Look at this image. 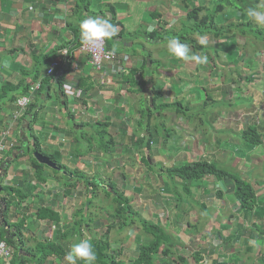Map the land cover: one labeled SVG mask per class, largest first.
Instances as JSON below:
<instances>
[{
  "label": "trees",
  "instance_id": "16d2710c",
  "mask_svg": "<svg viewBox=\"0 0 264 264\" xmlns=\"http://www.w3.org/2000/svg\"><path fill=\"white\" fill-rule=\"evenodd\" d=\"M171 1L179 2L181 5L180 8L185 13V16H182L184 18L181 17L180 20L182 23L183 31L182 34L177 37L180 39L181 43H186L189 46L192 45L193 54L207 55V57H209V52H204L203 48L210 47V42L205 41L204 43H201V37L206 38L211 35L214 37V39H220L219 41L221 45L220 43L216 45V47L220 50H215L217 58L220 61H222L223 59L225 63L231 64L233 67L234 64L237 63L235 65V68L239 70V73L237 72V75L242 76V74H250V78L248 79V81L254 82L255 78L252 77V66L254 65V60L247 59L246 62L248 64H251L250 68H248L249 66L247 67L245 65H242V63L238 59L244 57V55H240V53L245 54L244 52H248V50H250L251 48L253 49L254 53L259 48H264V30H262L263 28H259L257 32L254 31V25L246 14L247 9L250 7H256L260 0H210V7L206 5V0ZM91 3V0H78L75 10H80L82 7L83 12L86 11L88 14L87 16H90ZM107 8L109 9L108 12L112 17V23H114L116 26H119L121 22L117 20L118 14L116 6L107 5ZM228 9H230L231 12H227ZM226 13L227 16L225 17ZM148 14L153 20H158V26L155 29L149 30L151 32L146 31L145 37L150 38L152 41H158L159 36L165 33L167 29H169L167 27H169L170 22L165 21L167 17L162 15L157 10H155L153 13H151L150 11V13L148 12ZM87 16H85V13H83L81 18L79 19V22ZM92 16H94V13H92ZM219 16L221 20L220 22L217 20V17ZM230 16L233 17L234 21L224 25L228 21ZM239 27H249L253 29L252 34L255 35V39H257V42H250L251 45L245 44L244 46H242V48L238 47L236 49L237 44L234 40L231 39H239L240 36L237 34V30ZM75 28L77 36L79 35V39L72 50L69 48H60L56 50L55 54L52 57L51 55L39 56L37 61H35L37 64L34 65L31 70L21 71V78L17 83L7 82L0 95V100L2 102V106L0 105V136L4 137L9 142L8 134L11 133V131L15 128V124L17 130L18 127H20L19 130H22V125L23 129L25 125L28 126L29 129L26 132L31 135V138L34 139L33 146L27 148L24 147L23 138L20 137L18 141L20 143V147L14 148V151H23V153L19 154V158L23 156H30L31 166L35 170V174L38 173L43 182H45V180L52 179L54 175H51V172L56 174L57 171H55V168L41 163L37 159L36 155L47 157L52 163L57 164V168L59 166L61 170H64V172L68 171V168L65 167V165H63L57 159L56 155H59V153H57L56 155H49L47 154V152L41 149V139L39 140V138L36 137L33 130L35 126H37L38 128H43V125L45 124L44 121L48 120V117L46 115L47 112L43 111L45 109L44 102H47L49 98L52 97L51 93L53 91L52 88L54 87V85L56 86L55 98L57 100H60V98L63 97L66 104L65 106H68L69 98L67 97L68 95L64 89V82L66 76L70 74L75 68V66H73V50L78 48L81 51V47L83 44L81 40L79 25H77ZM125 35H123V33L120 31L115 37L112 38V40H114L115 43L118 38H121L124 41ZM133 36L138 35L134 34ZM225 39H227V41H225ZM106 43V48L108 50H114L112 46H110V40H106ZM65 50L68 51L67 55H64L62 53V51L64 52ZM122 52L123 49L119 53ZM82 53L85 54L84 52ZM143 53L145 55H138V53L134 52L135 57H138L140 55L142 56V65L139 69H132L128 74L125 75L124 80L120 81L129 84V90L138 94L139 97H141V100H145L146 103L145 95H142V93L144 92L145 87L149 84V81L146 79V77H144L143 79H145V81L140 82V79L137 78L138 80H136V77L139 73H142V75L145 74L149 66L148 64L154 63V65L156 64L157 66V60H155L156 58L153 59L151 51L148 50V52ZM227 54L229 56H227ZM85 55L89 57L90 62V56L88 54ZM56 57H62V59L69 58L68 66L66 68H64L65 64H60V70H62L63 73L58 79H56L55 76H49L48 69L50 66L48 67V69H46L48 63ZM226 58H228V60ZM209 61L211 62V60ZM229 61H232V63ZM160 67V65L157 66V69H161ZM197 69L199 70V67ZM153 72L154 70H151L150 74H152ZM54 80L55 83H53ZM160 80L162 82L159 81L160 84L157 87L164 85L163 80ZM38 84L41 85V88L36 93L35 97H32V88ZM157 87H152V91L154 94L152 100L153 109H151L150 105H148L146 108L141 107V109L138 110V114L142 117V120L147 117L149 120V124H144V126H142L143 121H140L138 123V126L136 125V127L131 128V133L125 134L124 136L125 142L131 140V145L127 143L124 145L127 147L126 150L130 152L134 147V150L138 149L139 151H141L143 155H145V158H143L144 164L147 166V168L151 169L153 168V164L149 162L146 154L148 151V153L152 157V160L155 152L158 154V152L156 150H153V148L154 146H157L159 144L160 137L159 135L154 134V131H152V129H154L155 127H151L150 118L155 117V112H159L156 109V99L162 97V95L165 94L163 91V87H161L160 91L157 90ZM24 97L32 98L31 102L27 105L26 110L21 114V116L18 117L15 121L14 115L20 114V106L18 101ZM252 97L253 98L250 101V104H254L255 101L260 104V101L254 100V95H252ZM173 98V100L176 101L175 103H173L174 105H167H173V112L176 113L177 116L184 117L186 119V122L192 124V120L190 119L196 117H190L189 119L188 113L191 112L190 105L188 103L187 105L182 103L181 101H184V99L179 100L181 97L177 98L176 96H174ZM220 98L221 97H219V99ZM216 101L219 100L216 99ZM207 102L214 103L215 101L213 100V98L209 97ZM241 102H243L244 104L248 103L247 100H241ZM7 103L11 104L13 107L11 120H5L4 116L2 115L4 105H6ZM87 104L88 102H85L84 106L87 107ZM205 104L208 105V103ZM43 112L45 113V115H42ZM247 113L250 114L248 119L250 117L252 118L253 112ZM253 114L254 115L251 120L256 119V117L258 116V112L256 113L254 110ZM200 115H198L197 118H199ZM214 115H218L216 116L217 118L220 116V114H218L216 111H212L209 116H206L207 120H205L202 124L205 125L206 122H211L214 119L216 122L217 120L215 117H213ZM69 117L70 121L64 122V124L69 128V132H67L66 134L72 139L73 148H75V146L79 143V139L76 134L84 130H95V133H91L93 137L89 142H94V144L97 146V148H94V150L96 151L98 149L100 151L98 154H101L102 152L110 153L111 149L115 148L118 145L117 139L115 140L109 133L111 126L110 123H97L94 125L78 124L75 122L74 116L71 113H69ZM262 118L256 119L254 121L250 120V122H246L245 124L246 126L242 133L241 139L243 141L242 143L250 148V150L264 146V120ZM199 124L196 125V128H198L199 126H203L201 123ZM78 128H81V130ZM199 128L201 129L202 127ZM14 132L16 133L15 129L13 133ZM42 133H45V136L48 134L46 132ZM152 151H154V154H152ZM47 168L52 169V171L46 172ZM166 175L172 182V185H174L173 187L170 185L168 186L174 193V200L176 203L175 206H177L176 208H181V216L188 215V213L190 212V209H183L187 208L188 206L187 203L182 204L185 198L186 202L189 203L190 208H193L191 204L195 202V196L197 194L193 193L192 189L199 188L198 186L204 185L205 182L208 183L209 179L211 180L213 178L214 179L212 181L214 184L217 182H224L232 187L233 193L230 194L229 197H231V201L233 200L232 202L235 206L238 207L239 211L244 212L245 215L246 213H253L255 209H257L263 203L262 199L259 197L262 191H257L252 183L241 177V174L237 169L230 167V169L225 170L224 168H221V166H219L215 160H209L207 158L198 161L191 160L189 163H186L183 166L172 167L166 172ZM70 176L72 177V183H75L73 180H76V182L84 183L86 185V192L89 197L86 203L83 204L82 208L74 212L72 218L73 220L71 224L67 226L66 230L63 233V236H70L75 241L84 239L85 236H87L88 239L91 240L94 246V251L97 254V260L95 261V264H126V262L121 258L122 251H113L108 238L110 236V233H112V231L116 228L118 230H124L127 227H134L135 225H137L139 229H142L143 233L140 238H136V241H138L136 249L138 254L136 255L134 260L129 262V264H163L165 262L166 264H168V259L170 258V256L177 251L176 246H179V244L181 243H179L159 221L148 222L147 219L142 220L141 218H139V216L141 215L135 210L133 206L135 204L133 203L131 198L133 196L132 190L139 189L128 187V185L127 187L123 186L122 189L121 185H123V182L126 181L124 177V180L121 179V184L119 187V185H116L113 182H110L108 184H106L105 182L101 183L98 179L99 177L89 178L86 177L83 173L76 171L74 173H71L70 175H67L66 182L64 184L67 186L68 190H74V188L76 187L71 182H68ZM178 182H180V186L185 189L184 195H181L179 191H176V188L179 186ZM100 184H102V189L107 197L112 198V204L109 206L111 213L108 215L110 224L107 226V235H99L96 232L98 228L102 227V221L99 218H94L90 212V208L91 206H93V199L97 198V195L95 194L97 193ZM206 188L208 187L205 186V190ZM209 192L212 193V190H209ZM225 192L226 191H223L221 189L218 193H216L222 199ZM201 194L205 195V192ZM86 207H88L89 212L88 210L85 211ZM58 216L59 215L57 213L49 210V208H43L39 211L40 219L48 218L50 220H54V218L56 217L57 219H59ZM92 218L94 220H92ZM246 219H248V221H251L248 216ZM25 224V219L23 223H12L7 218L3 221V224L0 223V240L5 241L10 247L14 249V259L12 264H33V262H35V264H46V261L48 259H60L61 261L65 260L64 257L68 252V248L63 249L61 245L55 241H34V245L29 247L27 244L29 243V241H27L25 239L26 237L21 233V231H23V228L27 227ZM228 226H230V224H228ZM191 228V232L196 235L198 232L197 224H192ZM230 229H232V227ZM260 231L263 232L262 234H264V231L262 229H259V232ZM234 232L235 234H233L230 239H227L222 243L224 248H226L227 250L231 249L232 240L237 242L239 241V239L247 238V242L250 243V238L254 239L258 236L255 230L246 227L242 229L239 226L235 229ZM247 251L251 252L252 250L249 248L247 249ZM186 254L187 252H184V254H177L175 262L178 260L183 264H189L187 261L191 259V256L190 254H188V256ZM209 254H211V252ZM232 257L235 258L234 256ZM193 258L194 260H196V262L202 259L199 252H196L193 255ZM233 261H235V259H233ZM80 264H83V262L81 261ZM213 264H217V262L214 261ZM220 264H227V262Z\"/></svg>",
  "mask_w": 264,
  "mask_h": 264
},
{
  "label": "rangeland",
  "instance_id": "374dc122",
  "mask_svg": "<svg viewBox=\"0 0 264 264\" xmlns=\"http://www.w3.org/2000/svg\"><path fill=\"white\" fill-rule=\"evenodd\" d=\"M120 2H123V0H120ZM206 2V5L209 6L210 0H206ZM117 11L120 16L128 20L127 9L124 5L118 6ZM228 11L231 12L230 9H228L227 12ZM168 15H170V17H167L165 21L170 22L171 24L169 25V27H167L169 29H167L165 33L159 36V44H145L146 39L144 36L146 35L145 32L147 31V23L146 25H142L135 31V33L138 35L135 37V39L132 40L130 39V37L129 39L135 44L144 43V45L155 55H153V58H156L157 66L160 65V68H162L165 72L172 71L174 69H181L182 75L178 76V79H180L181 77L183 78L184 81L182 80V82L184 83V87H191L195 85L200 88V92L199 90H195L193 95L186 92L184 95V101H181L185 105H187V103L190 105L191 112L188 113L189 119L190 117H196L190 119L192 120V124L186 122V119L184 117L177 116L176 113L173 112V103H175L176 101L173 100L174 96L171 94L172 91L174 94L178 93V89L176 83L173 81V77L168 73H165L162 76H164V78L171 82L170 89H168L166 85H163L157 87V90L160 91L161 87H163V89L165 90L164 93L169 92V94L164 96L162 95V97L156 99V109L159 112H155V117H152V120L150 122L151 127H155L154 129H152V131H154V134H157L160 137L159 144L157 146H154L153 148V150L158 151V154L155 152V155H153V160L148 152L146 154L147 158L148 156L150 158V160L148 159L149 162L153 164L152 169L147 168V166L144 164L143 158H145V155H143L141 151H139L138 149L134 150L133 146V150H131L130 152L126 150L127 147L124 146L126 142L123 136L118 135V137L116 138L118 141V145L115 148H112L110 153L102 152L101 154H98L100 151L98 149L96 151L94 150V148H97V146L94 144V142H89L93 137L91 133H95V130H84L76 134L78 136L79 143L75 146V148H73L72 144L70 145L68 141V147L63 146V149L61 151L65 156L56 155L57 159L63 165H65V167L68 168V171L64 172V170H61L58 166V169H55V171H57L56 174H61L63 177H65L66 174L70 175L71 173L79 170L78 172L83 173L86 177H99L98 179L101 183L105 182L106 184H108L110 182H113L116 185H119V187L121 184V179L124 180V177L126 181L123 182V185H121L122 189L123 186L127 187V185L128 187L139 189L132 190L133 196L131 197L133 203L135 204L133 205L135 210L141 215L139 216V218H141L142 220L147 219L148 222L159 221L164 226V228L167 229L179 243H181L179 244V246H176L177 251L170 256V258L168 259V264H183L178 260L175 262V258L177 254H184V252H187V256L188 254H190L191 256V259L187 261L189 264H205L206 262L211 261H216L217 264L224 262H227V264H264L261 261H257L258 257H264V239L262 238H250V244H248L246 240L247 238L239 239V241L237 242L232 240L231 249L229 250L224 248L222 244L225 240L230 239L232 235L235 234L234 231L239 226L242 229L246 227L255 230L257 222L251 221H255L258 219L257 209H255L253 213H246V215L244 212L239 211L238 207L235 206L232 202L233 200L231 201V197H229L230 194L233 193L232 187L224 182H217L214 184L212 181L214 179L213 178L211 180L209 179L208 183L205 182L204 185L198 186L199 188H193L192 192L198 194L203 190V192H205L206 185L208 189L212 190V193L209 196H204L203 199L211 198L210 201H213V205L215 206L211 207L209 204L205 206V201L203 206L193 207V210L195 211V220L197 221H193L194 217H188L187 220L182 224H177L174 221V217H180L182 213L180 211L181 208H176L177 206H175L176 203L174 200V193L168 186H174L166 175V172L169 169L174 166H183L186 163H189L191 160L198 161L201 159H205V156L210 153L211 156L212 154H214L215 156L210 160H215L217 164L225 170L230 169V167L237 169L240 172L241 177L252 183L257 191L261 192L264 191V159H262V155L264 154V146L257 147L254 152V149L250 150V148H248L246 145H243V143L240 144L241 142H243L241 137L246 125L240 127V124H230L226 119L227 117L233 118L231 116V114L233 113H237L240 115L248 114L250 116L249 113H246L248 104H240L241 99H245V92H248V89H244L245 92L242 89H236L235 93L231 94H229V92L225 90L220 101H215L214 103L207 102L208 99H206L205 97L203 88H208L209 86H212V84H216L218 83V81L220 82L221 79L225 80V82L234 80L238 84L242 82V80L240 79H243L242 76L237 75V72L239 73V70L235 68V65L237 63H235L233 67L231 64L225 63L223 59L222 61H220L217 58L215 50H220L216 47V45L220 43V39H214V37L211 35L204 38L205 41L210 42V47H204L203 51L209 52L208 59L211 60V62L208 60L206 64L195 65V71L188 72L187 70L190 63H186L172 57L167 51V41L172 38H177L182 34L183 31L182 23L180 21V15L177 18L176 12L174 14L168 12ZM226 16L227 13L225 14V17ZM176 19L178 20V22H176ZM147 20L152 21L153 19L149 17L147 18ZM217 20L219 22L221 21L220 16L217 17ZM229 21H227L224 25L230 23ZM251 22L254 25V31L257 32L259 28H263L262 30H264V26H258L252 20ZM152 25L158 26L157 22H154ZM252 31L253 29L249 27L238 28L237 34L240 36L239 39H231L234 40L237 44L236 49L238 47L242 48V46H244L245 44L251 45L250 42H257V39H255L256 37L254 34H252ZM225 41H227V39H225ZM110 42V46H112L114 50H122V48H115V45L117 43H115L114 40L110 39ZM154 42L156 43V41ZM126 43L127 42H124V50H127L125 48ZM189 48L191 52H193L192 45H190ZM142 51L143 50H141V48H135L134 52L145 55ZM112 53L111 54L113 55V57L114 55L115 57H117L116 52ZM244 53L245 54L240 53V55H244V57L239 58L238 60L242 63V65H245L247 67L249 66L248 68H250L251 64H248L246 61L247 59H253V76L261 78L264 74V48H259L257 51H255V53L251 48L250 50H248V52ZM227 56L229 55L227 54ZM226 59L228 60V58ZM229 62L232 63V61ZM157 66L156 64L154 65V71L157 69ZM198 67L199 70L197 69ZM209 73H211L213 77L209 76ZM248 75L249 74L243 76L247 77ZM136 80H138L137 77ZM234 81H231L232 84L235 83ZM192 89L193 87L190 88V90ZM31 93L33 96L36 95V93ZM252 95L255 96L254 100H264V81H261L259 86H256L255 93H253ZM252 95H250L251 98H253ZM251 98L249 100H251ZM245 100L248 101V98H246ZM205 103H208V105H206ZM237 103L239 106L237 112L230 111L233 108L230 109L229 106L231 107L232 105H235ZM261 105V108L258 107V116L256 117V119L264 117V102ZM139 107L146 108L147 106L145 102H140ZM212 111H216L218 114H220V116L217 118V122L215 123L216 125L210 126L209 121L206 122L205 125H203L202 123L207 120L206 116H209ZM198 115H200L199 118H197ZM253 115L254 114L252 113V118ZM135 116L136 115L132 116L133 119ZM262 119L264 120V118ZM247 120L248 117L245 116L244 123H246ZM138 121L139 120L137 119V122ZM234 121L235 120L233 118L232 122ZM44 122L46 125L49 124L48 120ZM199 123H201L203 126H199ZM144 124H149V120L147 117L144 118L142 126H144ZM197 124H199L198 126L202 128L200 129L198 127L196 130L195 126ZM218 124L224 128H220ZM225 125L228 127H225ZM14 127L16 128V124L14 125ZM43 128V132L48 133V131H50V129L45 125H43ZM118 130V128L112 129L111 132L118 134ZM42 131L38 130L37 128H34L33 130L36 137L39 138V140L41 139V149L47 151V154L52 155L54 153V150L53 148H51V146L55 147V145H51L52 143H50L49 141H44L45 133H42ZM201 131H203L204 133L203 137L200 133H198ZM22 136H25V134L23 133ZM29 136L31 135L28 134L27 137L30 138ZM31 142H34V140H31ZM31 146H33V144ZM71 153L75 157L77 156L79 158H82L81 162L83 163V165L78 161L77 157L72 158V156H70ZM152 154H154V151H152ZM66 158H68L69 161ZM70 162L73 164L76 163L78 170L73 169V167L69 164ZM86 165H90L91 168L87 169ZM104 169L107 170L105 171ZM48 171H52V169L47 168V172ZM180 182H178L179 186L176 188V191H179L181 195H184L185 189L180 186ZM101 185L102 184H100V187L95 186L99 188L97 190V193L95 194L97 195V198L93 199V206H91L90 212L94 218H99L102 221V227L98 228L96 232L99 235H107V226L110 224L108 215L111 213L109 206L112 204V198L107 197ZM149 186L152 188H150ZM221 189L223 191H226L223 194L224 197L222 198V200L217 194ZM81 193L83 194V200L85 203L87 192L84 191ZM76 194L77 196H79L80 191H76ZM261 196L264 195H260L259 197L262 198ZM198 199L201 198L199 197ZM185 200L186 198L184 199V201ZM223 206L224 208H222ZM187 207L190 206L188 205ZM205 208H207V210H205ZM87 210L88 207H86L85 211ZM211 214L212 216L208 218V215ZM247 216L251 221H248V219H246ZM5 219L3 218V221ZM92 220L94 219L92 218ZM190 223L197 224L198 232L196 235L192 232L190 233ZM228 224H230V226H228ZM231 227L232 229H230ZM53 229H55V227H53ZM142 233V229H139L137 225H135L134 227H127L124 230H118L116 228L112 231V233H110L108 240L113 246V251H122L121 258L126 262V264L134 260L136 255L138 254L137 250H135L137 249L138 244L136 238H140ZM131 243L133 244L132 247L130 246ZM31 245H29L28 243L29 247H31ZM248 247H251L253 250L251 252H246V249ZM196 252H199L202 258L198 262H196V260H194L193 258V255ZM210 252L211 254H209ZM232 256H234L235 258H233ZM233 259H235V261H233ZM55 261L57 263H62L65 260L61 261L60 259H55ZM80 262L81 261H78L77 264H80ZM0 263L2 264V261H0ZM33 264H35V262H33ZM48 264H55V262H48ZM163 264H166V262Z\"/></svg>",
  "mask_w": 264,
  "mask_h": 264
},
{
  "label": "crops",
  "instance_id": "0c3cea01",
  "mask_svg": "<svg viewBox=\"0 0 264 264\" xmlns=\"http://www.w3.org/2000/svg\"><path fill=\"white\" fill-rule=\"evenodd\" d=\"M77 1L78 0H0V95L7 82L17 83L21 78V71H28L34 67V65L37 64L35 61H37L39 56L51 55L52 57L57 49H73L79 39L75 27L79 25V19L83 13H85V16L88 15L86 11L83 12L82 7L80 10H75ZM91 2L90 16L94 13V16H103L110 19H112V17L108 12L109 9L107 8V5H115L116 10L120 5L126 7L128 20L120 16L117 11V20L121 22V24L117 26L118 32L121 31L123 35L126 34V37L124 41L121 38H118L116 43L119 44H116L115 48H122L123 52L119 53L120 50H112V52L117 53L116 59L108 63L103 70L97 71L90 64L87 55L83 54L78 48L73 50V66H75V68L66 76L64 82V84L67 83L71 86L69 88L64 87L65 92L68 95L67 97L69 98L68 106H65L66 104L63 97H61L60 100L55 98V85L52 88V97L49 98L47 102L43 101L45 106L43 111L47 112L46 115L49 121L48 125H44L50 128L44 141H49L52 143L51 145H55V147L51 146L54 150L53 155L59 153V155L62 156L63 152L61 151L63 146L68 147V141L70 145L73 142L70 136L66 134L69 132V128L64 124V122L70 121L69 113L74 116L75 122L78 124L94 125L97 123H110L111 126L109 133L115 140L118 135L124 137L125 134L131 133V128L136 127L140 121H143L142 117L138 114V110L141 109L139 107L140 102L143 103L145 100H141V97L139 98L138 94L129 90V84L121 82L120 80H124L125 75L132 69H139L142 65V56L135 57L133 49L141 48L143 52H148L149 49L144 43L135 44L133 41L131 42L130 39H135L136 36H133L136 34L135 31L142 25H146V23L148 25L147 31L157 27L156 25H152L154 22H157L158 25L157 19L152 21L147 20V18L150 17L148 14L150 11L153 13L157 10L165 17H170L168 12L171 14L176 12V18L179 17V15L180 19L184 16V11L180 8V3L171 0H123V2H120V0H91ZM228 21L230 23L233 22V17L230 16ZM176 22H178L177 19ZM145 39V44H159V41H156L155 43L148 37H145ZM124 42H127L125 45L127 50H124L123 48ZM153 55L154 54L152 53V57ZM58 58L59 57H56L50 62ZM50 62L46 66V69L51 65ZM189 63L190 65L187 71H195V65L197 64L194 62ZM148 65L145 74L142 75V73H139L137 78L140 79V82L145 81V79H143L144 77L149 81V84L145 87L142 95L145 94V104L146 106L151 105V109H153L152 100L154 95L152 87L156 88L160 82H162L160 80L162 79L164 85L170 89L171 82L161 76L162 74L164 75L165 73H168L173 77L178 93L174 94L172 91L171 95L176 96L177 98L181 97L179 100L184 99L186 92L192 95L195 90H199L200 92L198 86H191L193 87L192 90H190L191 87L183 86V78L181 77L178 79V76L182 75L181 69H174L171 72H165L161 68L156 69L150 74L151 70L154 69V63ZM60 71L62 70L59 69L54 75L55 78ZM252 73L254 72L252 71ZM209 76L213 77L211 73H209ZM242 77L243 79H240L242 82L239 84L236 81L232 84L230 80L225 82V80L221 79L220 82L218 81V83L212 84V86H209L208 88H203L206 99L211 97L214 101H216V99L220 101L221 98L219 99V97H222L225 90L231 94L235 93L236 89H242L243 91L244 89H248V92L244 91L246 93L245 99L248 98V103H246L248 104L247 112L254 113V110L255 112H258V107L261 108V104L264 100L263 102L260 101V104L256 101L254 104H250V101L252 100L250 95H252L253 92L255 93L256 86H259L261 81H264V75H262L261 78H257L252 74V77L255 78L254 82L248 81L250 74L247 77L242 74ZM53 83H55V80ZM163 91L165 92L164 89ZM168 94L169 92H166L163 96ZM250 98L251 100H249ZM256 100L259 101L258 99ZM85 102H88L87 107L84 106ZM240 104L243 105L244 103L241 102ZM0 105L2 106L1 100ZM229 108H233L230 111L237 112L239 109L238 103L231 107L229 106ZM12 112L13 107L11 104L7 103L4 105L2 115L5 120H11ZM233 114L234 116L237 115V113ZM42 115H45V113L43 112ZM133 115H136L134 119L132 117ZM216 116L218 115H214L213 117L217 120ZM137 119L139 120L138 122ZM151 120L152 118H150V122ZM250 120L251 117L247 120V123L250 122ZM216 122L214 119L209 122V125H216ZM229 123L232 124L231 122ZM245 124L246 123L243 125ZM219 127L224 128L220 125ZM225 127L228 126L225 125ZM19 128L20 127H18V130L17 128H14L16 133H13V129L11 133L8 134V140L10 141L11 139L14 143V148H18L20 147L18 141L21 137L23 138V146L26 148L30 147L34 143L31 142V140L34 139L31 138V136H29L30 138L27 137L28 133L26 131L29 129L28 126L25 125L23 129L22 125V130H19ZM35 128L41 131L44 130V128H38L37 126H35ZM117 128L119 129L118 134L111 132L112 129ZM78 129L81 130V128ZM23 133L27 134L26 137L22 136ZM198 133H200L202 137L204 136L203 131ZM126 143L131 145V140H128ZM240 144H242V142ZM243 145L245 144L243 143ZM14 148L5 151L4 153H0V210L2 211L0 213V223L3 224V218H7L12 223H23L25 219V225L27 227H24L21 233L26 237L24 238L29 241V245L33 244L34 241L52 240L59 243L63 249L68 248V250H70L71 245L77 241L70 236H63V233L67 226L71 224L74 212L81 209L84 204L83 194L81 192L86 191V185L84 183H78L76 180H73L75 183H72V177H69L68 182H71L76 187L74 190H68L67 186L64 184L66 182L67 174L63 177L61 174L56 175L52 172L51 175H54L53 178L43 182L39 175H37L38 173L35 174V170L31 166L30 156L19 158V154L23 153V151H14ZM255 150L256 149H254V152ZM70 156H72V158L75 157L72 153ZM262 156V159H264V154ZM213 157H215L214 154L211 156L209 153L205 156V159L207 158L210 160ZM66 159L68 160V158ZM77 159L79 162L82 161V158L77 157ZM69 164L73 169L78 170L76 163L73 164L70 162ZM86 168L90 169L91 166L86 165ZM104 170L106 171L107 169ZM206 190L205 195L201 194L204 190L199 192V195L196 193L195 202L192 203L191 206H203L205 201V206L207 204L211 207L215 206L213 205L214 202L210 201L211 198L202 199L203 196H209L211 194V192H209L210 189L206 188ZM76 191H80L79 196H77ZM261 195H264V191H262ZM88 197L89 195L85 197L86 201L88 200ZM199 197L201 199H198ZM261 197L263 203L257 208L258 219L253 222H257L255 227L256 233L258 234L257 237L264 239L263 232H259V229L264 231V196ZM184 203L189 205L186 200L182 202V204ZM43 208H49V210L57 213L59 219H57V217L54 218V220L48 218L40 219L39 211ZM222 208H224V206ZM183 209H190V212L185 216L179 214L180 217H174V221L177 224L184 223L188 217H194L193 221H197L195 220V211L193 208L187 207ZM205 210H207V208H205ZM211 216L212 214L208 215V218ZM192 224L193 223H190V226ZM53 227H55V229H53ZM130 246L132 247L133 244L131 243ZM111 248H113L112 244ZM249 248L253 250L251 247H248L247 249ZM247 249L246 252H248ZM53 261L55 264H67V261L57 263L53 259H48L46 264H48V262L52 263ZM257 261L264 263V257H258ZM213 262L214 261L206 262L205 264H213Z\"/></svg>",
  "mask_w": 264,
  "mask_h": 264
},
{
  "label": "clouds",
  "instance_id": "9594fccd",
  "mask_svg": "<svg viewBox=\"0 0 264 264\" xmlns=\"http://www.w3.org/2000/svg\"><path fill=\"white\" fill-rule=\"evenodd\" d=\"M246 14L256 25L264 26V0H260L256 7L248 8ZM79 29L82 43L89 49L101 48L106 40L112 39L118 33V28L112 23L111 19L103 16L85 17L79 22ZM204 42V37H201V43ZM166 46L169 55L181 61L194 62L197 65H203L208 62L207 55L193 54L189 45L181 43L179 38L169 39ZM109 55H111V53H109ZM52 76L54 75H51V77ZM64 87L69 88L71 86L65 83ZM18 102L24 104L27 102V98H21ZM4 152L5 151H3V153ZM64 259L67 261V264H77L78 261H82L83 264H95L97 254L94 251V246L91 240L85 236L84 239H80L71 245L70 250L65 254Z\"/></svg>",
  "mask_w": 264,
  "mask_h": 264
},
{
  "label": "built area",
  "instance_id": "2783aa9c",
  "mask_svg": "<svg viewBox=\"0 0 264 264\" xmlns=\"http://www.w3.org/2000/svg\"><path fill=\"white\" fill-rule=\"evenodd\" d=\"M106 47H107L106 41L104 42L102 47L99 49H89L88 47H86L85 45L82 44L81 51L90 56V64L97 71L103 70L105 68V65L108 62H111L114 59H116L115 55H114V57L112 55L114 53L109 51ZM67 52H68L67 50H65L64 52L62 51V53L64 55H67ZM109 53H112V54L109 55ZM68 62H69V58L62 59V57H59L58 59L54 60L48 69L49 76L55 75L59 71L61 65L65 64L64 68H66L68 66ZM40 86L41 85L38 84L35 87H33L32 92L37 93L38 90L41 88ZM32 97H34V96H32ZM26 98H27L26 103H24V104L19 103L20 114L14 115L15 121L18 117L21 116V114L26 110L27 105L31 102L32 98H29V97H26ZM231 116L234 118L235 121L232 122L233 118H231V117H227L226 118L227 121L231 122L234 125L240 124V126L244 124L245 116L249 117L248 114L247 115L238 114L235 116L234 115H231ZM13 147H14L13 141L10 140L8 142L4 137L0 136V153L3 151L11 150ZM13 257H14L13 249L5 241L0 240V260L2 261V264H12Z\"/></svg>",
  "mask_w": 264,
  "mask_h": 264
},
{
  "label": "water",
  "instance_id": "95a60500",
  "mask_svg": "<svg viewBox=\"0 0 264 264\" xmlns=\"http://www.w3.org/2000/svg\"><path fill=\"white\" fill-rule=\"evenodd\" d=\"M62 73H63V71H60V72L57 74L56 78H59L60 75H61ZM147 152H148V151H147ZM36 157H37V159H38L41 163L47 164V165H49V166L52 167V168L58 169L57 166H56V164L52 163V162L50 161L49 158L44 157V156H39V155H36ZM148 159L150 160L149 156H148ZM0 202H1V201H0ZM3 204H4V202H3ZM1 212H2V211L0 210V213H1Z\"/></svg>",
  "mask_w": 264,
  "mask_h": 264
}]
</instances>
